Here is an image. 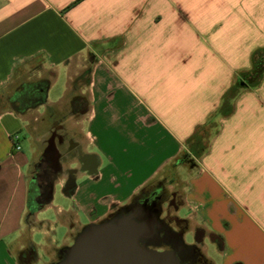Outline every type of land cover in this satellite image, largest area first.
<instances>
[{
    "label": "crops",
    "instance_id": "0c3cea01",
    "mask_svg": "<svg viewBox=\"0 0 264 264\" xmlns=\"http://www.w3.org/2000/svg\"><path fill=\"white\" fill-rule=\"evenodd\" d=\"M257 49L264 0H0V102L50 78L43 104L0 105V264H22L29 249L28 264L39 263L56 227L68 247L85 226L78 213L101 221L185 152L194 163L177 217L214 238L215 264H264V74L217 114ZM51 120L62 141L52 194L57 186L72 205L51 194L28 215L31 163ZM209 122L215 131L194 156L188 145ZM23 132L29 155L13 147ZM50 208L55 219L38 222ZM37 231L46 243L32 241Z\"/></svg>",
    "mask_w": 264,
    "mask_h": 264
},
{
    "label": "flooded vegetation",
    "instance_id": "af4514ba",
    "mask_svg": "<svg viewBox=\"0 0 264 264\" xmlns=\"http://www.w3.org/2000/svg\"><path fill=\"white\" fill-rule=\"evenodd\" d=\"M54 130V127H52L49 134V137H52L51 140L48 139L46 141L42 154L31 164L32 166L30 168L29 184L32 185L33 189V201L41 207L51 198L54 182L60 172L59 170H61V163H58V160H62L60 149L56 151V147L60 148L62 141H60L57 135L55 136ZM89 160V158H84L86 165H89ZM70 185L71 179L67 182V187ZM134 197H137L134 201H130L125 206L117 208L101 221L129 214L133 210L139 211L140 216L145 215L147 218H150V215H154L157 217V224L152 238L145 241L147 247L159 252L169 251L174 253L179 264H193L196 260H202L195 252V246L193 245H199V243H202L206 239V234L203 230L195 228L194 231H190L185 219L178 218L175 214H171L168 211L165 212L166 214L163 220L158 219L160 213V208L158 207L160 202L163 201L160 188H150L149 184ZM164 202H166L168 207H173V213L182 205L181 198L179 197V200H177L176 194H171L169 198L164 199ZM188 234L192 235L193 238L191 244L185 241V236ZM210 239L212 240L214 238L211 237ZM30 255L31 250L29 249L26 251L24 259H27Z\"/></svg>",
    "mask_w": 264,
    "mask_h": 264
},
{
    "label": "water",
    "instance_id": "95a60500",
    "mask_svg": "<svg viewBox=\"0 0 264 264\" xmlns=\"http://www.w3.org/2000/svg\"><path fill=\"white\" fill-rule=\"evenodd\" d=\"M139 214L133 210L85 225L55 264H179L174 253L145 245L155 233L157 217Z\"/></svg>",
    "mask_w": 264,
    "mask_h": 264
},
{
    "label": "rangeland",
    "instance_id": "374dc122",
    "mask_svg": "<svg viewBox=\"0 0 264 264\" xmlns=\"http://www.w3.org/2000/svg\"><path fill=\"white\" fill-rule=\"evenodd\" d=\"M0 105L1 106L9 105V102H8V100L7 101H1ZM211 122H213L212 119H211ZM211 122L207 123L202 128V130L199 132V136L202 137V145L203 146H205V143L207 142L208 138H210V136L215 131L214 124ZM53 125H55V123L52 122V120H51V128ZM22 126H24V123H22ZM48 128H49V130L51 129L50 126H48ZM47 135H45V139L48 138ZM16 138H17V143L19 144V146L22 149V152H24L26 155H29L30 154V151H29L30 150V145H29L30 141L28 139L29 138L28 134L26 132H23L21 134H17ZM42 140H43V138H42ZM36 160L37 159H35L34 162ZM185 160H186V162L178 161L177 164H176V162L171 163L169 166H167V168H165V170H163V172H161L160 177L154 179L152 182L149 183L150 188H156V187L160 188L161 193L163 195V199H162L163 201L160 202L159 207H158V208H160V213L158 215V219H160V220L161 219L163 220V218L166 214L165 213L166 211L170 212L171 214H175V216H179V217H184L187 213L184 209L179 210V214L173 213L174 212L173 207H168L166 202H164V199L166 200L167 198H169L171 194H176L177 200H179V197H180L178 195L183 194L184 182L182 181V179H185L187 176V171H188L187 167L190 168L189 164L194 163V161H193L194 159H192V158L190 160L187 157V158H185ZM180 163H181V165L183 164L185 166H180ZM178 166H180V167L178 168ZM30 193L31 194L33 193L32 187L30 189ZM53 195L54 194H52V198H53ZM135 198H137V197H134L133 199L129 200V202L134 201ZM53 201H54L53 203H55L56 205H60L63 207H67L68 203H69V206L72 205L71 201L68 202L67 197L64 196L61 193V191H59L57 186H56V194L54 195ZM78 218L83 225H87L86 218L81 213H78ZM54 219H55V212H54L53 208H50L48 210H40L38 212V215H37L38 222L47 221V220L53 221ZM37 226L39 227V224H37ZM187 226H188V229L190 230L191 226L189 223H187ZM82 228H84V226H82L79 230H77V234L82 230ZM190 231H194V230H190ZM52 232H53L52 237L54 238L55 243L53 245H50L47 248H43V247L37 248L38 249V252H37L38 256H40V262L35 263V264H55L56 262H58L62 258L63 252H64L65 248H67V246L61 245L62 244L61 241H62V238L64 237L65 233L67 232V229L61 228V227H56L55 230H53ZM192 240H193L192 235L188 234L185 236L186 242L191 244L193 242ZM32 241L39 245V244H42L44 242L46 243L47 240L45 239L44 233H42L41 231H37L33 235ZM72 242L70 243V245L72 244ZM193 246H195V252L202 259V260H200V259L196 260L195 262H193V264H215L214 261L218 260L217 249L215 246L212 245L211 241L208 238L203 240L202 243H199V245H193ZM62 250H63V252H62ZM32 252H33V250H32ZM25 256H26V252H22L20 254V259H19L20 262L22 264L31 263L32 259H33V255L28 256L27 259H24Z\"/></svg>",
    "mask_w": 264,
    "mask_h": 264
},
{
    "label": "trees",
    "instance_id": "16d2710c",
    "mask_svg": "<svg viewBox=\"0 0 264 264\" xmlns=\"http://www.w3.org/2000/svg\"><path fill=\"white\" fill-rule=\"evenodd\" d=\"M263 74L264 49H257L251 55V68L248 71L241 72L238 75L230 93L223 99L221 108L218 110L217 114L226 115L230 113L231 99L234 96V93L240 89H247L257 86ZM49 85L50 78L39 79L37 81L22 84L19 89L14 92L8 99L9 107L18 113H22L27 109H31L43 104L46 99V93ZM201 130L202 129H199L197 130V132H195L193 138L190 141V144L188 145L190 153H192L194 156H200L205 150V146L202 145V137L199 136V132ZM186 157L187 156L185 152L183 156L179 160H177L176 163H178V161L186 162ZM189 165L192 164L190 163ZM31 187L32 185L29 184L26 200V209L28 215L34 214L41 207L40 205L34 203L33 193H30Z\"/></svg>",
    "mask_w": 264,
    "mask_h": 264
},
{
    "label": "built area",
    "instance_id": "2783aa9c",
    "mask_svg": "<svg viewBox=\"0 0 264 264\" xmlns=\"http://www.w3.org/2000/svg\"><path fill=\"white\" fill-rule=\"evenodd\" d=\"M13 143H14V149L16 150V151H18L19 149H20V146L18 145V143H17V138L15 137V138H13Z\"/></svg>",
    "mask_w": 264,
    "mask_h": 264
}]
</instances>
